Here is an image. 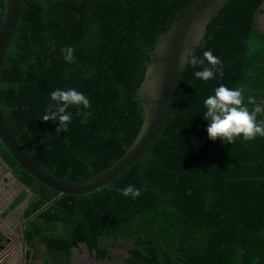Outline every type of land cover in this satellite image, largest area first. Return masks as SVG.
Returning <instances> with one entry per match:
<instances>
[{
	"label": "trees",
	"instance_id": "trees-1",
	"mask_svg": "<svg viewBox=\"0 0 264 264\" xmlns=\"http://www.w3.org/2000/svg\"><path fill=\"white\" fill-rule=\"evenodd\" d=\"M21 1L0 71L4 118L52 175L91 181L140 134L145 63L198 0ZM263 6L264 0H229L211 18L188 57L211 49L223 73L204 81L194 76L203 66L186 62L155 142L113 182L81 196L60 195L19 169L0 142V159L24 187L2 217L24 206L27 264H71L80 244L101 260L123 249L120 264H264V137L213 141L203 119L204 99L221 84L242 88L246 103L248 96L264 102V32L257 23ZM4 11L0 0V27ZM69 48L73 59L66 62ZM70 87L86 94L91 108L71 107L68 130L57 134V123L43 120L49 93ZM257 119L264 123V113ZM128 184L140 195L116 191Z\"/></svg>",
	"mask_w": 264,
	"mask_h": 264
},
{
	"label": "water",
	"instance_id": "water-1",
	"mask_svg": "<svg viewBox=\"0 0 264 264\" xmlns=\"http://www.w3.org/2000/svg\"><path fill=\"white\" fill-rule=\"evenodd\" d=\"M4 1L5 11L0 27V71L22 15L21 0ZM228 1L198 0L181 19L174 22L160 36L150 53L151 60L145 63V78L140 86V91L146 98L144 103L145 120L142 130L126 154L112 167L91 181L85 183L68 182L44 169L23 148L12 133L0 107V142L16 161L18 168L26 171L39 183L60 195L81 196L122 176L145 157L155 142L166 120L176 81L187 62L188 55L194 52L196 45L203 38L211 18ZM7 171L19 182L10 168L7 167ZM28 192L31 193L32 191L29 190ZM0 233L2 234V231ZM2 236L5 237V234Z\"/></svg>",
	"mask_w": 264,
	"mask_h": 264
},
{
	"label": "clouds",
	"instance_id": "clouds-1",
	"mask_svg": "<svg viewBox=\"0 0 264 264\" xmlns=\"http://www.w3.org/2000/svg\"><path fill=\"white\" fill-rule=\"evenodd\" d=\"M71 52L69 48L64 55L66 62L72 61ZM187 62L194 68L203 66L194 72V76L204 81L223 73L222 61L211 49L205 50L203 57L191 55ZM49 99L50 103L47 105L43 120L57 123V134L61 130L63 132L68 130L72 122V112L69 111L71 107L83 110L91 108L88 96L76 88H56L49 93ZM249 104L254 107L250 109ZM203 105L205 108L203 119L208 121L206 131L210 140L215 141L219 138L222 143L231 144L236 138L249 141L256 137H264V123L257 119V114L264 113V102L257 103L254 97L248 96L246 103L242 88L238 86L230 88L221 84L214 89L213 94L204 99ZM89 114L87 111L84 112L85 116ZM116 191L132 198L140 195V189L132 184L117 188Z\"/></svg>",
	"mask_w": 264,
	"mask_h": 264
},
{
	"label": "rangeland",
	"instance_id": "rangeland-1",
	"mask_svg": "<svg viewBox=\"0 0 264 264\" xmlns=\"http://www.w3.org/2000/svg\"><path fill=\"white\" fill-rule=\"evenodd\" d=\"M264 6L257 16L259 28L264 32ZM22 188H24L22 186ZM24 206L19 207L11 218L7 216L0 220V231L5 234L8 239L5 257H0V264H27L26 254L28 248L25 246L22 237V220L21 214ZM126 251L118 249L110 254V259H97L91 256L86 246L80 244L77 248H72L71 264H120L122 259L126 257Z\"/></svg>",
	"mask_w": 264,
	"mask_h": 264
},
{
	"label": "crops",
	"instance_id": "crops-1",
	"mask_svg": "<svg viewBox=\"0 0 264 264\" xmlns=\"http://www.w3.org/2000/svg\"><path fill=\"white\" fill-rule=\"evenodd\" d=\"M22 189V185L7 171V165L0 159V220ZM12 213L7 215V219L11 218Z\"/></svg>",
	"mask_w": 264,
	"mask_h": 264
},
{
	"label": "flooded vegetation",
	"instance_id": "flooded-vegetation-1",
	"mask_svg": "<svg viewBox=\"0 0 264 264\" xmlns=\"http://www.w3.org/2000/svg\"><path fill=\"white\" fill-rule=\"evenodd\" d=\"M264 12V11H263ZM7 236L3 237L2 234L0 236V257H5L6 248H7Z\"/></svg>",
	"mask_w": 264,
	"mask_h": 264
}]
</instances>
